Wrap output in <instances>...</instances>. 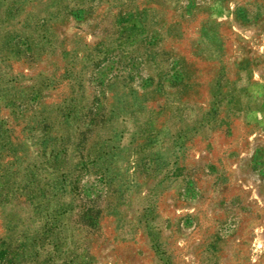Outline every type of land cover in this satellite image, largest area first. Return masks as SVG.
<instances>
[{
  "label": "rangeland",
  "instance_id": "374dc122",
  "mask_svg": "<svg viewBox=\"0 0 264 264\" xmlns=\"http://www.w3.org/2000/svg\"><path fill=\"white\" fill-rule=\"evenodd\" d=\"M0 264H264V0H0Z\"/></svg>",
  "mask_w": 264,
  "mask_h": 264
}]
</instances>
